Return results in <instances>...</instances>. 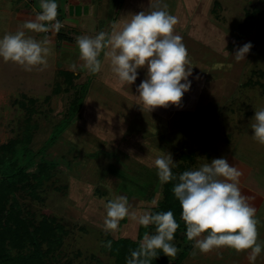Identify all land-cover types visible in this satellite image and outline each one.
<instances>
[{"label": "rangeland", "instance_id": "rangeland-1", "mask_svg": "<svg viewBox=\"0 0 264 264\" xmlns=\"http://www.w3.org/2000/svg\"><path fill=\"white\" fill-rule=\"evenodd\" d=\"M35 1L40 4V0ZM113 1L108 0L105 7L108 15L103 16L109 19L105 32L138 14L137 8H144L142 3L131 4L136 8L128 10V0ZM176 1L182 8L189 7L185 13L181 11L184 18H179L176 34L183 37L192 67L188 78L191 87L182 101L189 94L195 107L185 101L180 108L169 105L151 112L143 110L137 88L147 78V72H138L133 84L121 85L112 83L118 79L114 75H93L80 68L76 37L98 34L95 27L98 28L99 15L91 16L93 26L88 34L78 26L81 34L71 46L58 37L59 33H70L76 24V18L69 17L68 11L62 17L58 15L64 25L58 34L25 29L28 36L37 40L47 37L51 41L53 52L43 70L38 66L25 71L0 58V145L21 133L26 115L19 107L21 97L35 99L32 118L39 129L31 149L39 152L40 160L56 166L52 181L45 183L41 192L44 201L25 202L26 208L38 215L59 219L68 231L55 255V264L66 260L72 264H93V257L110 261L100 251L106 235L136 240L139 224L130 218L116 232L104 230V204L125 195L138 214L152 211L161 193L162 182L154 165L160 152L170 153L175 164L187 165V171L217 158H226L229 163L236 159L245 167L250 181L264 182V145L253 138L250 127L255 111L264 108V0ZM28 2L0 0V38L22 29L25 21L17 15L27 13ZM174 2L165 0L170 13L174 11L170 8ZM246 12L256 14L245 38L238 39V26ZM246 43H251L252 48L245 60L237 62L235 53ZM100 59L103 61V53ZM72 64L78 66L75 73L70 68ZM59 71L76 76V86L67 93ZM87 88L79 117L67 127L61 120L71 101L78 93L84 95ZM183 155L188 156L186 161ZM193 244L191 241L182 264H226L233 255V249L222 247L206 254L196 249L193 256Z\"/></svg>", "mask_w": 264, "mask_h": 264}, {"label": "clouds", "instance_id": "clouds-1", "mask_svg": "<svg viewBox=\"0 0 264 264\" xmlns=\"http://www.w3.org/2000/svg\"><path fill=\"white\" fill-rule=\"evenodd\" d=\"M56 0H40L35 19L23 23L22 29L6 33L0 38V58L12 62L25 71L38 66L43 70L52 55L51 41L45 37L37 40L24 31L58 34L64 26L57 19ZM149 11L131 15V19L121 25H113L111 33L100 31L95 36H78L80 68L95 75L102 71L100 59L103 53L110 61L111 71L121 85H131L137 80V70L147 67V78L137 88L143 110L151 112L155 108L179 106L184 93L189 91L192 75L189 53L183 37L176 34L178 17L170 14L165 0H150ZM252 48L246 43L235 53L237 62L245 60ZM77 65L72 64L75 73ZM231 67V65H229ZM253 138L264 145V108L255 111ZM154 165L162 183L178 182L173 187L174 196L179 201L181 219L186 226L188 241H194L192 253L196 249L208 253L214 249L228 247L236 252H249V260L254 264L264 251L260 241L257 209L249 203V197L242 195L239 187L243 173L226 158L213 159L198 169L184 171L178 177L172 169L176 166L170 153L160 152ZM156 205V201L152 202ZM106 216L103 227L106 232L119 230L120 222L130 218L144 228L155 227V234L145 232L136 250L131 251L126 264H151L162 251L167 257L175 258L180 251L174 236L180 225L172 211L153 212L151 209L137 213L132 210L127 196L120 195L104 204ZM109 250L112 242H102Z\"/></svg>", "mask_w": 264, "mask_h": 264}, {"label": "trees", "instance_id": "trees-1", "mask_svg": "<svg viewBox=\"0 0 264 264\" xmlns=\"http://www.w3.org/2000/svg\"><path fill=\"white\" fill-rule=\"evenodd\" d=\"M255 14L254 12L245 13L243 22L238 26V39L245 38ZM58 37L63 39L61 35ZM59 72L64 77V92L67 93L76 86L74 82L76 76L69 71ZM88 89L84 91V95L81 96L78 93L71 101L66 116L61 120L68 125L67 127L79 117V110L83 106ZM21 98L19 107L26 113L22 121L21 133L0 145V264H55V255L62 247L68 231L59 219L54 216L38 215L32 209H27L25 202L27 199L44 201L41 192L44 184L52 181L56 166L40 160L39 152L32 151L31 144L39 129V125L32 118L36 112L37 101L25 96ZM45 102H48V98ZM187 157L183 155L182 159L186 161ZM175 165L172 171L177 177L188 170L187 165L183 163ZM177 182L178 179L162 183L160 199L152 211L173 212L180 225L173 243L179 241L176 247L180 251L175 258L167 257L161 251L151 264H182L191 248V241H188L186 237L185 223L181 219L182 208L173 193V187ZM125 220L126 218L120 222V225H123ZM146 231L149 234H155V227L149 226L146 229L139 225L136 240L113 239L106 235L103 242L111 241L112 247L109 250L102 243L100 251L107 255L110 261L105 262L93 257V264H126L131 251L138 248L139 241ZM58 264H72V261L66 260Z\"/></svg>", "mask_w": 264, "mask_h": 264}, {"label": "crops", "instance_id": "crops-1", "mask_svg": "<svg viewBox=\"0 0 264 264\" xmlns=\"http://www.w3.org/2000/svg\"><path fill=\"white\" fill-rule=\"evenodd\" d=\"M27 1H29L28 2L29 7L27 8V13L17 15V18H19L22 15V17H23L22 19L24 21L35 19V16L37 15V13H39L41 11V9L39 8L38 2L36 4L35 0H27ZM94 1H96V0H77V1H74V0H66V1L65 0H56V2L58 3V6H59L58 7V13H59L60 17H62L64 15V13H63L64 11L66 13L68 11L69 17H71V18L75 17L76 18L75 19L76 24H74V26H72V28L67 24V26H69L72 29V31L70 33H67L66 35L63 33H59V35H61V37H62V34L64 35L63 40L68 42V44L70 46L74 45V38L76 36H78L79 34H81V32H80L81 29H78V26L85 28V32H87V34L89 33L90 29H92L93 24H92L91 16L95 17V16L99 15L100 21L98 24V28L95 27V29H97L98 33L100 31H105V29H106L105 26L108 23L109 19H105L103 15L107 14L106 13L107 8H105V7L107 6L106 4H107L108 0H103L102 3L100 2V4L98 2L94 3ZM113 2L115 3L116 0H114ZM127 2L129 3L128 4L129 9L128 10H130L132 8H134V10H135V8H136V7H131V4L134 6V4L138 5L140 3H142L144 5V8L139 7V9L137 8V11L141 12V11H149L150 10L149 9L150 0L149 1L148 0H128ZM155 2H156V0H154V3ZM182 7H183L182 4H179L178 1H176V0L173 3V6L170 7L171 9L173 8V10L176 11V14L174 11H172L175 16H177V11L180 9V11L178 12L180 14V17L177 16L178 19L184 18V16H181L182 15L181 11H184V13H185V10L188 11V9H189V7L187 5H186V8H182ZM61 8H63V9H61ZM172 12L170 14H172ZM78 21L80 23H78ZM122 24L119 22L118 25L122 26ZM109 31H110L109 33H111L112 27L109 29ZM102 63H103V68H102L101 72H104V74H106V75H114L115 77H117L111 71V66H110L109 60L105 59V57H104ZM110 72H112V74ZM137 72H147V67L140 68L137 70ZM112 83H120V82L118 81V79H116ZM116 92L121 93V92H123V90L122 91L118 90ZM136 93H137V91H136ZM191 93H193V90H191ZM188 95L186 97L187 99H185L184 101H181V103L186 101L187 103H192L191 106L195 107L194 100ZM170 107L180 108L182 106L170 105ZM186 123H189V122H186ZM154 134L158 135V132L155 131ZM229 164L236 166L243 173V175L240 177L239 187L241 189L242 195L249 197L250 198L249 203L257 209L256 215H257V218L260 220V224L258 225V230H259V234H260V241L264 242V182H262V181L259 182L256 179L250 181L248 179V175L245 172V167H243L242 163H239L238 160L235 159V161L233 163L231 161ZM231 253H232V251H231ZM226 264H252V262L249 260V252L238 253L235 250H233V255L230 256L229 261H226ZM254 264H264V251H262L261 255L256 259Z\"/></svg>", "mask_w": 264, "mask_h": 264}, {"label": "built area", "instance_id": "built-area-1", "mask_svg": "<svg viewBox=\"0 0 264 264\" xmlns=\"http://www.w3.org/2000/svg\"><path fill=\"white\" fill-rule=\"evenodd\" d=\"M57 19H58V17H57Z\"/></svg>", "mask_w": 264, "mask_h": 264}, {"label": "flooded vegetation", "instance_id": "flooded-vegetation-1", "mask_svg": "<svg viewBox=\"0 0 264 264\" xmlns=\"http://www.w3.org/2000/svg\"><path fill=\"white\" fill-rule=\"evenodd\" d=\"M106 155V154H105Z\"/></svg>", "mask_w": 264, "mask_h": 264}]
</instances>
